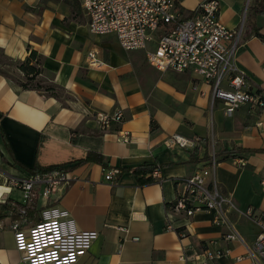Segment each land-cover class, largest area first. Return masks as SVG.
<instances>
[{"label": "crops", "instance_id": "0c3cea01", "mask_svg": "<svg viewBox=\"0 0 264 264\" xmlns=\"http://www.w3.org/2000/svg\"><path fill=\"white\" fill-rule=\"evenodd\" d=\"M204 1L178 4L188 16ZM253 1L219 0V21L238 31L232 61L249 89L264 94V38L253 33L249 21ZM76 2L0 0V55L23 82L17 66L34 52L30 65L41 70L38 81L51 89H22L0 64V192L8 191L11 170L18 175L35 165L62 168L70 181L37 201L35 211L39 217L43 206H53L66 212L73 232L96 233L74 264H185L183 257L191 260L205 249L230 250V257L213 264H250L235 261L245 250L225 240L230 229L213 226L212 213L173 219L170 209L177 180L216 155L221 163L211 180L241 212L252 207L264 219V109L242 106L226 118L222 101L212 97L202 79L158 72L147 64L145 52L122 50L113 35L90 34L88 17ZM90 52L99 66L90 65ZM117 110L123 112L122 123L100 130L97 115ZM119 131L130 134L129 143L116 141ZM173 135L197 146L168 149L164 141ZM235 148L241 151L235 158L246 162L243 167L221 155ZM88 153L101 155L106 168L97 163L74 167ZM145 164L157 165L160 173L141 186L127 169ZM105 170L118 171L111 184L104 182ZM6 199L24 202L17 191L3 194L0 203ZM230 218L246 242L255 239L259 228L253 221L236 213ZM10 222L0 217V264H24ZM122 227L138 241L122 243L117 230Z\"/></svg>", "mask_w": 264, "mask_h": 264}, {"label": "built area", "instance_id": "2783aa9c", "mask_svg": "<svg viewBox=\"0 0 264 264\" xmlns=\"http://www.w3.org/2000/svg\"><path fill=\"white\" fill-rule=\"evenodd\" d=\"M88 17V31L92 35H113L120 48L126 52L143 51L147 64L158 72L167 71L190 74L202 79L210 86L212 97L223 104L226 118H231L242 106L252 111L264 109V94L251 91L245 75L232 61L237 30H230L219 21V0H206L198 5L191 15L181 12L178 0H78ZM246 11V7H245ZM244 20L241 22V27ZM150 46H152L151 49ZM90 65L99 66L95 53L87 55ZM120 110L113 114H98L97 123L104 131L123 121ZM131 136L119 131L116 141L129 143ZM168 149H194L196 142L173 135L164 141ZM228 160L243 167V159L230 157ZM221 160L212 155L208 160L186 177L176 182L177 197L170 209L173 219H189L197 212L213 214L212 224L228 227L225 234L229 243L237 242L245 250L244 255L235 257L236 262L244 259L250 264H264V219L252 207L241 212L233 198L224 194L219 185L211 180V172ZM159 170L152 173L159 178ZM115 170H105L104 182L111 184ZM70 178L60 167L46 174L22 172L7 175L8 191H17L24 198L26 209H35L36 202L49 199L57 188L68 184ZM12 202V206H15ZM19 204V203H18ZM236 213L253 221L259 231L252 242H246L231 221ZM19 218L9 224L17 250L22 254L24 264H74L85 255L92 241L93 232H73L67 214L53 206H43L39 221L32 223L26 217L25 209L18 211ZM123 235L121 242H137L130 235L128 227L117 228ZM230 250H201L185 264H213L219 259L230 257Z\"/></svg>", "mask_w": 264, "mask_h": 264}, {"label": "trees", "instance_id": "16d2710c", "mask_svg": "<svg viewBox=\"0 0 264 264\" xmlns=\"http://www.w3.org/2000/svg\"><path fill=\"white\" fill-rule=\"evenodd\" d=\"M257 16L260 17V21L256 18ZM262 18H263L262 0H254L253 5L251 7V16L249 18V21H250V24L252 25L253 33L258 37L264 38V36L260 34V30L262 26H264V22H263L264 20ZM33 59H36V54L34 52H31L29 58L25 62L20 63L17 66V69L23 74V78L25 81V82L24 81L20 82L18 84L22 89L41 90L45 88L44 86L41 85V83L37 79L39 74H41V70L37 68L36 66L30 65V62ZM36 61L38 64L39 60H36ZM28 83H35V85L29 86ZM50 90H51L50 88H45L46 92ZM240 152H241L240 150L235 148L230 151H225L221 155H225L227 158L237 157V155ZM85 163H97V164L102 165L104 168H106V164L103 162V157L95 153H88L84 159L75 162L74 167L79 166L81 164H85ZM25 169L30 174H36V173L46 174V173L52 172L53 170L57 169V167H44L43 168V167L35 165L31 169H27V168ZM155 169L159 170L160 167H158L155 164L153 165L145 164V165L127 169V170L130 171L135 176L139 185L143 186V185H147V184H150L156 181V179L152 177V173ZM11 203L12 201L10 199H6L4 202L0 203V217L1 218L9 217L11 221L16 220L19 218L18 211L20 209H25L26 217L28 218L30 222L37 223L39 221L38 211H35L34 208L26 209L23 205L18 204V203H16L15 206H12Z\"/></svg>", "mask_w": 264, "mask_h": 264}, {"label": "rangeland", "instance_id": "374dc122", "mask_svg": "<svg viewBox=\"0 0 264 264\" xmlns=\"http://www.w3.org/2000/svg\"><path fill=\"white\" fill-rule=\"evenodd\" d=\"M71 4H78L76 2V0H69ZM0 64L7 66L8 69L3 68V71H1L4 75H6L7 77L11 78L12 80L20 83L21 81L19 80V78L17 79L16 74L11 70L13 68V64L9 63L5 58H2V56L0 55ZM25 82V81H24ZM40 82V81H39ZM41 83V82H40ZM29 86H34L35 83H28ZM16 192V191H15ZM14 197H18L17 193H13L12 194Z\"/></svg>", "mask_w": 264, "mask_h": 264}, {"label": "water", "instance_id": "95a60500", "mask_svg": "<svg viewBox=\"0 0 264 264\" xmlns=\"http://www.w3.org/2000/svg\"><path fill=\"white\" fill-rule=\"evenodd\" d=\"M262 6H263V18H264V0H262Z\"/></svg>", "mask_w": 264, "mask_h": 264}, {"label": "bare ground", "instance_id": "6f19581e", "mask_svg": "<svg viewBox=\"0 0 264 264\" xmlns=\"http://www.w3.org/2000/svg\"><path fill=\"white\" fill-rule=\"evenodd\" d=\"M10 174H13L14 176H15V173H13V171L11 170L10 171ZM7 180V179H6ZM5 183H6V181H5ZM6 185V184H5ZM7 186V185H6Z\"/></svg>", "mask_w": 264, "mask_h": 264}]
</instances>
